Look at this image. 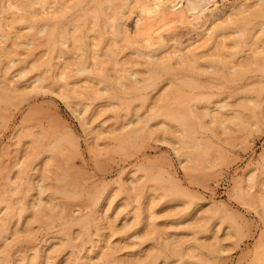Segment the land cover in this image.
<instances>
[{"label":"rangeland","instance_id":"obj_1","mask_svg":"<svg viewBox=\"0 0 264 264\" xmlns=\"http://www.w3.org/2000/svg\"><path fill=\"white\" fill-rule=\"evenodd\" d=\"M39 2L41 0H0V72L8 68L15 72L21 69L19 72L24 70L25 79L31 77L39 63L38 42L46 33L48 35L45 36H52L56 46L53 52L48 47L51 52L47 49L46 61L58 65L74 59V56L70 58L71 52L77 51L78 54L72 55H83V58L78 57L80 60L77 61L76 55L73 67L90 65L91 68L94 59H107L103 55L92 57V49L101 47H91L92 40L96 41L102 35L103 48L109 46L104 49H110L106 53L124 46L126 40L135 45L134 42L142 39V35L150 36L153 30L144 34L146 21L157 16L159 10L158 0ZM195 2V11L188 15L189 18L170 19V22L163 20L167 24L151 20L160 26L155 27L158 31L154 30L153 36L155 33L166 34L167 42L179 29L180 35L177 32V36L181 38L175 36L177 39L167 42L166 50L159 54H166V64H160L164 65L162 69L157 66L156 69L151 68L156 72L148 69L150 73H142V65H134L140 73L136 76L145 79L139 83L146 86L143 89L147 93L146 97L143 96L145 99L137 96L125 98L128 101L123 99V102L117 98L107 101L108 98L104 97H76L71 93L74 89L91 84L89 78L85 79V71L69 78V81H74L71 86L78 80L76 85L79 86H73V91L70 85H67L69 89L63 86L66 91L61 90L62 86L58 90V86L53 84L55 91L49 89L51 85L41 87L38 83L32 90L30 86L24 88L30 90L29 94L23 92V88L18 94L5 89L6 92H0V97L7 98L8 92L10 97L1 102L8 109L3 108L4 113H0V175H3L0 176V185L7 179L3 182L4 187L9 189L18 185L20 191L14 190L16 194L11 191L13 196L8 193L4 196L0 191V211L4 210L3 206L5 209L8 207V204L5 207L6 203H9L8 209L12 207V211L6 209L0 215V264H166L167 248L175 250L180 247L184 250L187 264H196L210 253V249L218 252L212 264H225L226 261V264H231L229 260L238 261V264L262 263L264 0ZM134 20L139 24H134ZM117 23L122 26L120 30ZM43 25H46L44 29ZM88 27L92 30L89 31ZM130 51V48L124 49L125 54H130ZM117 55L116 59L124 58L120 53ZM167 55L171 56L167 58ZM89 57L93 59L89 60ZM112 62L110 66L106 63L105 66L111 70L107 69L106 73H122L120 68L125 67H121L124 62ZM67 74L72 73L67 70ZM47 87L51 91L45 93ZM43 90L44 93L41 92ZM68 90L73 95L63 96V92L65 95ZM26 95L33 98L27 100ZM116 112L121 114L118 115L121 126L124 122L132 125L122 126L121 134L114 132L121 135L119 138L114 133L111 136L119 143L126 132L130 142L124 144L123 149L119 147L111 152L110 148L107 149L108 144L111 143L113 150L118 144L113 138L108 144L104 143L107 147L102 148L106 147V151L98 148L93 156L91 151L95 147L92 149L91 145L96 142L91 141L92 129L103 120H114ZM128 119L132 122L128 123ZM14 124H17L18 137L22 135V141H18L20 137L15 140L7 137L9 130L6 128ZM25 136L32 141L24 139ZM123 140L127 143L122 139L118 146H123ZM16 157L22 162L15 167L22 171L17 175L21 174L23 178L16 175L15 179V168H12L13 172L11 169L9 178H5L3 164L7 166L8 158L16 161ZM125 185L127 190L123 189ZM25 187L30 189L24 194ZM14 197L18 204L13 201Z\"/></svg>","mask_w":264,"mask_h":264},{"label":"bare ground","instance_id":"obj_2","mask_svg":"<svg viewBox=\"0 0 264 264\" xmlns=\"http://www.w3.org/2000/svg\"><path fill=\"white\" fill-rule=\"evenodd\" d=\"M43 1H45V0H43ZM200 1V0H199ZM158 2H159V4H158ZM158 2H157V4L156 5H158V7H159V10L156 12V14H157V16H155V15H153V16H155L154 18L152 17V19H153V21L155 22V21H158V22H161L162 21V23L164 22L163 20H165V21H168V22H170L171 20L170 19H180V20H184L186 17H188V15H192L193 13H194V11H195V4H196V2H195V0H158ZM181 2H183V4H181ZM39 3H42V0H41V2H39ZM46 4H47V2H46ZM50 4V3H49ZM42 5V4H41ZM78 5V4H77ZM46 6V5H45ZM47 6H49V5H47ZM53 7V6H52ZM148 7V6H147ZM48 8V7H47ZM70 8V7H69ZM151 8V7H150ZM150 8H147V9H150ZM42 9H43V7H42ZM42 9H40V11L42 10ZM46 9V8H45ZM52 9V8H51ZM156 9H158V8H156ZM44 10V9H43ZM55 10H56V8H55ZM50 11V10H49ZM54 10H52L51 12H53ZM153 12V11H152ZM42 13V12H41ZM41 13H39V15L41 14ZM54 13V12H53ZM150 13H151V11H150ZM44 14H46L45 12H44ZM153 14V13H152ZM152 14H150L151 16H152ZM75 15V14H74ZM122 15V14H121ZM124 15V14H123ZM119 16V15H118ZM44 17V16H43ZM123 17V16H122ZM157 17V18H156ZM39 18H41V17H39ZM73 18V17H72ZM78 18V17H77ZM79 18H81L80 17V15H79ZM118 18V17H117ZM156 18V19H155ZM189 18V17H188ZM46 19V18H45ZM71 19V18H70ZM75 19V18H74ZM109 19V18H108ZM123 19V18H122ZM136 19H137V17H136ZM139 19V18H138ZM137 19V20H138ZM151 18H150V20H148V22L146 21V24H147V27L148 26H150V27H152V28H154V29H152V28H150V27H148V28H150V30H148V28L146 27V32H144V34L145 33H147V31H151V30H156V29H158L160 26H157V25H159V24H157L156 25V23H155V25L153 24L154 22L153 21H151L152 20ZM155 19V20H154ZM167 19V20H166ZM111 20V19H110ZM110 20H109V22H110ZM119 20V19H118ZM124 20V19H123ZM137 20L135 21H133V23L134 22H136V23H134V24H139L140 23V21L141 20H138L139 21V23H137ZM149 21H151V23H149ZM76 22H77V20H76ZM98 22V21H97ZM108 22V23H109ZM117 22H119V21H117ZM167 22V23H168ZM72 23V22H71ZM74 23V22H73ZM106 23V22H105ZM114 23V22H113ZM162 23H160V25L162 24ZM164 23H166V22H164ZM166 23V24H167ZM40 24V23H39ZM77 24V23H76ZM102 24V23H101ZM107 24V23H106ZM111 24V23H110ZM118 24V29L120 28V27H122V26H120L119 27V25H121L122 24V22H121V24H119V23H117ZM151 24H153V25H151ZM124 25V24H123ZM260 25H262V24H260ZM44 26H46V25H43V29H44ZM54 26V25H53ZM64 26V25H63ZM71 26V25H70ZM74 26V25H73ZM72 26V27H73ZM99 26V25H98ZM105 26V25H104ZM111 26H113V25H111ZM115 26H117V25H115ZM132 26H134V25H132ZM41 27V26H40ZM65 27H67V26H65ZM77 27V26H76ZM76 27H73V28H76ZM78 27H80V26H78ZM87 27V26H86ZM93 27V26H92ZM106 28H107V26H105ZM155 27H158V28H155ZM161 27H163V26H161ZM53 28V27H52ZM89 28V27H88ZM105 28V29H106ZM109 28H110V26H109ZM112 28V27H111ZM51 29V28H50ZM54 29V28H53ZM64 28H62V30H63ZM95 29V28H94ZM122 29V28H121ZM134 29V28H133ZM139 29V28H138ZM42 30V29H41ZM92 30V29H91ZM90 30V28H89V31H91ZM96 30H97V28H96ZM99 30V29H98ZM115 30V29H114ZM114 30H113V32H114ZM120 30V29H119ZM123 30V29H122ZM121 30V31H122ZM126 30V29H125ZM128 30V29H127ZM135 30H137V29H135ZM143 31H144V29H142ZM179 30V29H178ZM177 30V32H178V34L180 33V30L178 31ZM80 31V30H79ZM85 31V30H84ZM110 31H112L111 29H110ZM153 31H151V33H150V36L148 35L147 37L145 36V37H143L144 35H142L141 37H142V39H140L138 42H134V44L135 45H132L133 44V42L132 43H129V41L127 42V40H126V46L124 45H122V43H121V45H122V47H119L118 45V49L116 50V49H114V47H110V48H112V50L114 49L115 51L113 52V51H111L110 53L112 54H110V53H108V51H107V53H106V50H109L110 51V49H104V48H109V46H107V47H104L103 48V44L104 43H102L103 41V39L104 38H102V35H99L98 36V41L96 40V41H94V40H92L91 42H90V45H91V47H95V46H97L98 47V45H100L101 47L99 48V49H97V48H94V49H97V50H94L93 51V49H92V52H93V55H92V53L91 54H89V55H92V57L94 56V55H96L95 57H98V56H102L103 58L104 57H107V59L108 58H110V57H112V59L110 58L109 60L112 62V63H114V64H116V63H122L121 61H123L124 63L121 65V67L123 66V65H125V67L123 66L122 67V70H121V68H120V71L122 72V73H120V74H116L115 72H113V70H112V72L113 73H115V74H110V73H106V71H107V69H109V67L107 68L106 66H108L111 62H109V60H107V59H104V60H100V61H97V59H94L92 62V64H91V68H90V65H86V67H84L83 68V66L80 68V67H73V65L74 64H76L75 62H76V59H75V56L78 54L77 53V51H75L77 54L76 55H72V54H74L73 52H71L72 54L69 56L70 58H72V56H74V59H67L66 61H64L63 63H59V62H57V63H59L58 65L56 64V62H53V64H52V62L50 63L48 60V62L50 63V64H52V66L49 64V66H48V63H47V61H46V52H47V49H48V47H50V49L52 50V52H53V50H54V48L56 47L54 44H55V42H54V39L53 38H51V37H47V36H45V35H48V33H46L44 36H41L40 38V40H39V42H38V45H39V57H38V59H37V61L39 60V63H38V66H37V64H36V72L31 76V77H28V74H27V77L28 78H24L25 76H26V74H23V73H25L24 72V70H22V71H20L19 72V70H21V69H17L16 70V72H15V70L14 71H12L13 69L12 68H8V70L7 71H3L2 72V70H1V72H0V87H2L1 89H3V90H0V92H3L4 91V89L6 90V91H10L11 93L13 92V93H15V94H18V93H21V92H19L22 88V90H23V92L25 91L27 94H29L28 93V90L30 89V90H32L33 89V87H34V84H40L41 85V87H46L47 85H51L50 86V88L49 89H54V87H52V85L53 84H55L56 86H58L57 88H59L58 90H60V87L62 88L61 90H63L64 89V87L63 86H65V88H68L69 89V87H67V85L69 86L70 85V90H71V88L74 86V88H75V86H77L76 85V83H77V81L78 80H76V78H75V80H76V82H75V84H72L73 86H71V82L73 83L74 81H69L70 79V77H71V75L72 76H75V75H73V74H76V73H82L83 71H85L86 72V76H85V79H87V78H89V80L88 81H90L91 82V84H87L86 86L87 87H84V88H82V89H74V88H72V91H73V89H74V91L73 92H71V93H73L74 94V96H76V97H82V98H90V97H95V98H101V97H104V98H108L107 99V101L110 99V98H117V99H121V101L124 99L125 100V98H130L131 99V97H137V96H139L141 99H142V97L144 96V97H146V95H147V93H146V91H143V89H145L146 88V86L145 85H139V83L140 82H144L145 81V79H144V77H138V76H136V75H139L140 73H139V70L138 69H134V65H137L136 67H138V65L139 66H141L142 65V67H143V69L141 70L142 71V73L143 72H148V73H150L151 71H157V70H153L154 69V67H155V69H156V67L158 66V67H161V69L164 67V65L163 66H161L162 65V63L164 64L165 62H166V58H165V55L166 54H164V56H162L163 54H161V56H159V54L163 51V53H164V50H166V46H168L169 44L167 43V42H169V41H172L174 38H176L177 39V37H179V36H177L178 34H177V32H176V34L174 35V38L173 39H171V40H168L167 42H166V34L164 35V33H163V35L164 36H162V33H155V36H153L154 34V32ZM158 30H156L155 32H157ZM176 31V30H175ZM45 32V31H44ZM50 32V31H49ZM53 32V31H52ZM62 32V31H61ZM71 32V31H70ZM77 32V31H76ZM86 32V31H85ZM112 32V33H113ZM148 32V33H149ZM172 32V34H173V32L174 31H171ZM81 33V32H80ZM84 33V32H83ZM88 33V32H87ZM111 33V32H110ZM115 33V32H114ZM122 33H123V31H122ZM134 33H136V32H134ZM138 33V32H137ZM147 33V34H148ZM40 34H42V33H40ZM52 34V33H51ZM60 34V33H59ZM61 34H63V33H61ZM65 34V33H64ZM69 34V33H68ZM72 34V33H71ZM74 34V33H73ZM89 34V33H88ZM98 34H101L100 32L98 33ZM97 34V35H98ZM133 34V33H132ZM146 34V35H147ZM156 34H161V35H157L156 36ZM168 35H169V33H167ZM79 35V34H78ZM122 35V34H121ZM171 35V34H170ZM180 35V34H179ZM50 36V35H49ZM74 36V35H73ZM76 36V35H75ZM104 36H106V35H104ZM125 36V35H124ZM175 36H177V37H175ZM70 38H74V37H70ZM85 38V37H84ZM91 38V37H90ZM94 38H96V37H94ZM112 38H114V36L112 37ZM127 37L125 36V39H126ZM131 38V37H130ZM168 38V37H167ZM179 38H181V37H179ZM178 38V39H179ZM39 39V38H38ZM60 39H61V37H60ZM93 39V38H92ZM67 40V39H66ZM77 40V39H76ZM75 40V41H76ZM108 40V39H107ZM181 40V39H180ZM61 41H62V39H61ZM68 41V40H67ZM79 41V40H78ZM94 41V42H93ZM115 41V40H114ZM174 41V40H173ZM85 42V41H84ZM113 42V41H112ZM117 42V41H116ZM119 42V41H118ZM122 42H124V41H122ZM59 43V42H58ZM77 43V42H76ZM86 43V42H85ZM129 43V44H128ZM167 43V44H166ZM173 43V42H172ZM178 43H179V41H178ZM60 44V43H59ZM62 44H64V43H62ZM108 44V43H107ZM116 44V43H115ZM120 44V43H119ZM49 45V46H48ZM88 44H86L85 46H87ZM93 45V46H92ZM106 45V44H105ZM113 45V44H112ZM62 46V45H61ZM66 46V45H65ZM70 46V45H69ZM78 46V45H77ZM76 46V47H77ZM84 46V47H85ZM58 47V46H57ZM74 47H75V45H74ZM88 47H89V45H88ZM116 47V46H115ZM69 48V47H68ZM79 48V47H78ZM102 48H103V50H102ZM128 48H130L131 49V51H130V54H125V52H124V49L126 50V49H128ZM49 50V49H48ZM51 50H49L50 52H51ZM60 50H61V48H60ZM72 50H74V48H72ZM72 50H70V51H72ZM90 50V49H89ZM88 50V51H89ZM123 50V51H122ZM183 50V49H182ZM48 51V52H49ZM55 51V50H54ZM68 51V50H67ZM86 51V50H85ZM104 52V54H103V52ZM118 51V52H117ZM169 51V50H168ZM59 52V51H58ZM61 52V51H60ZM65 52V51H64ZM116 52H117V54H122L121 56H123L124 58H120V59H116V57H115V55H117L116 54ZM166 52V51H165ZM177 52H178V50H177ZM85 53V52H84ZM105 53H106V56H105ZM171 53V52H170ZM175 53V52H174ZM181 53V52H180ZM48 54V53H47ZM50 54H52V53H50ZM58 54V53H57ZM59 54H62V53H59ZM80 54H81V52H80ZM108 54V55H107ZM179 54V53H178ZM85 55H87V53L85 54ZM109 55H111V56H109ZM173 55V54H172ZM38 56V55H37ZM52 56V55H51ZM65 56V55H64ZM83 56V55H82ZM81 56V57H82ZM109 56V57H108ZM118 56V55H117ZM168 56H171V55H167V58H168ZM177 56V55H176ZM49 57H50V55H49ZM56 57V56H55ZM78 57L79 58H81L80 57V55L78 56H76V58H77V61H79L78 60ZM92 57H89V60H91L90 58H92ZM115 59H114V58ZM54 58V57H53ZM62 58V57H61ZM68 58V57H67ZM83 58V57H82ZM82 58H81V60H82ZM87 58H88V56H87ZM128 60H127V59ZM171 58H174V57H171ZM86 59V58H85ZM93 59V58H92ZM174 59H177V58H174ZM179 59V58H178ZM52 60V59H51ZM105 60H107V61H105ZM126 61V63L127 64H125V61ZM59 61H60V59H59ZM68 61V62H67ZM173 61H175V60H173ZM177 61V60H176ZM109 62V63H108ZM116 62V63H115ZM169 62H171V60L170 61H167V63H169ZM179 62V61H178ZM47 63V64H46ZM54 63L57 65V66H55L54 65ZM78 63H80V62H78ZM77 63V64H78ZM85 63H86V60H85ZM88 63V62H87ZM106 63H107V65H106ZM173 64H174V62H172ZM90 64V63H89ZM113 64V65H114ZM161 64V65H160ZM166 64V63H165ZM178 64V63H177ZM180 64V63H179ZM54 65V66H53ZM106 65V66H105ZM111 65V64H110ZM109 65V66H110ZM115 66H117V65H115ZM167 66V65H166ZM165 66V67H166ZM169 66V65H168ZM176 66V65H175ZM153 67V69L151 70V68ZM113 68H114V66H113ZM171 68V67H170ZM169 68V69H170ZM175 68V67H174ZM9 69L11 70V71H9ZM148 69H150V70H148ZM67 70H69V72H71L72 74H67ZM110 70V69H109ZM138 70V71H137ZM164 70V69H163ZM166 70V69H165ZM19 73H18V72ZM111 71V70H110ZM119 71V70H118ZM140 71V72H141ZM150 71V72H149ZM1 73H2V75H1ZM119 73V72H118ZM139 73V74H138ZM141 73V74H142ZM145 74V73H144ZM153 74V73H152ZM19 75L21 76V77H23L24 75V80H21V79H19L20 77H19ZM30 75V74H29ZM148 75H150V74H148ZM2 76V77H1ZM80 76H82V75H80ZM147 76V75H146ZM152 76H154V74L152 75ZM151 76V77H152ZM158 76V75H157ZM19 77V78H18ZM76 77V76H75ZM22 78V79H23ZM61 78L63 79L64 78V80H61ZM84 78V77H83ZM83 78L82 79H80L81 81L83 80ZM150 78V77H149ZM149 78L148 79H146L147 81L146 82H148V80H149ZM78 79V78H77ZM84 79V80H85ZM158 79H160V78H158ZM144 80V81H143ZM85 81H87V80H85ZM151 82H153V84H156V83H154V81H151ZM150 82V83H151ZM84 83V82H83ZM103 83H105L106 85L104 86V84ZM150 83H148L149 85H150ZM79 84H82L81 82H79ZM103 84V85H102ZM141 84V83H140ZM152 84V83H151ZM153 84L152 85H150V86H153ZM97 85H102L101 87L100 86H97ZM27 86V88H28V86H30L29 87V89H25L24 90V88ZM79 86V85H78ZM145 86V87H144ZM163 86V85H162ZM21 88V89H20ZM56 88V87H55ZM79 88V87H78ZM111 88V89H110ZM148 88V87H147ZM19 89V90H18ZM45 89V88H44ZM51 89V90H52ZM160 89V88H159ZM18 92H17V91ZM27 90V91H26ZM29 90V91H30ZM34 90H35V92H36V89L34 88ZM45 90H46V92H45ZM45 90H43V91H41V92H45V93H48V92H50L49 90H48V87H47V89H45ZM47 90H48V92H47ZM55 91H56V89H54ZM54 90L52 91V93L54 92ZM64 90H66V89H64ZM6 91H4V92H6ZM16 91V92H15ZM67 91V90H66ZM66 91H65V93H66ZM3 92V93H4ZM69 92V90H68V92L64 95V92H63V96H68V94L70 93ZM168 92V91H167ZM9 93V92H8ZM8 93L6 94L7 95V98H2V97H0V113L3 111V110H1V109H3L5 106L4 105H2L1 104V102H2V100L4 99V101H7L8 100ZM12 93V94H13ZM25 93V94H26ZM37 93V92H36ZM36 93H34V94H36ZM40 93V92H39ZM38 93V94H39ZM70 93V94H71ZM155 93V92H154ZM1 94V93H0ZM69 94V97L70 96H72V95H70ZM43 95V94H42ZM149 95V94H148ZM10 96H12V95H10ZM19 96V95H18ZM18 96H16V97H18ZM21 96V95H20ZM142 96V97H141ZM151 96V95H150ZM167 97H168V95H166ZM173 96V95H172ZM15 97V95H13V97L12 98H14ZM69 97H67V98H69ZM143 97V99H145ZM148 97V96H147ZM155 97V96H154ZM160 97H161V95H160ZM166 97V98H167ZM10 98V97H9ZM21 99L23 98L22 96L20 97ZM26 98H27V95H26ZM26 98L24 99L25 101H26ZM30 98V97H29ZM29 98H27V100L29 99ZM31 98H33V97H31ZM30 98V99H31ZM140 98H138V99H140ZM153 98V97H152ZM151 98V99H152ZM66 99V98H65ZM79 99V98H78ZM94 99V98H93ZM160 99V98H159ZM14 100V99H13ZM111 101H112V99H110ZM124 100H123V102H124ZM163 100H165V99H163ZM10 101V100H9ZM8 101V102H9ZM31 101V100H30ZM104 101H106V99L104 100ZM115 101V100H114ZM125 101H128V99H126ZM136 101V100H135ZM144 100H142V102H143ZM20 102V101H19ZM27 102V101H26ZM33 102V101H32ZM31 102V103H32ZM35 102V101H34ZM15 103V102H14ZM22 102H20V104H21ZM125 103H127V102H125ZM19 104V103H18ZM27 104V103H26ZM34 104V103H33ZM33 104H31V107L33 108ZM112 104V103H111ZM124 104V103H123ZM15 106H17V105H15ZM28 106V105H27ZM28 107H30V105L28 106ZM31 107L30 108H28V109H31ZM132 107V106H131ZM17 108V107H16ZM15 108V109H16ZM34 108H35V106H34ZM110 108V107H109ZM5 109V108H4ZM6 109H8V108H6ZM5 109V110H6ZM7 111V110H6ZM18 111V110H17ZM27 112H29V111H27ZM135 112V111H134ZM2 113H4V112H2ZM123 113V112H122ZM124 113H125V111H124ZM127 113V112H126ZM130 114V113H129ZM12 115V114H11ZM121 115V114H118L117 112H116V114L114 115L115 116V119L114 120H112L111 119V121H109V122H107L106 120H103V121H101V122H99L98 124H97V128H93V129H95V130H93L92 129V131H91V134H92V137H91V141L92 142H96V144H97V146H94V145H96V144H94V143H92V142H90V143H92V145L91 144H89V145H91V147H92V149L94 148L95 150H93V151H91V154H93V152H97V150L96 149H101L103 146H106L107 147V145H105L104 143H109V141L112 139L113 140V138L115 139V137H112L111 136V134H113L114 132H116L117 133V131H118V134H121V132L119 133V131H121V129H122V126H123V128H125V126H130V124L132 125V123H130V122H132V121H129V119H128V123H130L129 125H125V122H124V120H123V118L121 119V118H119V120H123V122H124V125H122L121 126V122L119 121L118 122V117ZM134 115V114H133ZM4 117V116H7V115H1V117ZM111 116V115H110ZM128 116V115H127ZM11 117V116H10ZM125 117H126V115H125ZM6 118V117H5ZM111 118V117H110ZM24 119V118H23ZM109 119V118H108ZM138 119H139V116H138ZM21 120H22V117H21ZM21 120H20V122H21ZM126 121V120H125ZM139 121V120H138ZM127 122V121H126ZM143 122V121H142ZM5 123H6V121H5ZM120 124V126L118 127V126H116L117 124ZM128 123H126V124H128ZM141 123V122H140ZM123 124V123H122ZM134 124V126H135V122L133 123ZM17 125V124H16ZM16 125L14 124V126H12V127H7L6 129L7 130H9L8 132H9V135L7 136L9 139H14L15 140V138H19L20 137V139H21V136H19L18 137V133H20V132H18V130H17V128H16ZM19 126H20V123H19V125H18V129H19ZM141 127H142V124H141ZM119 128V129H118ZM132 128H135V127H133L132 126ZM136 128H137V126H136ZM140 128V127H139ZM6 131V130H5ZM126 131V130H125ZM125 131H123V132H125ZM142 132V131H141ZM116 133H114L115 134V136H117L116 135ZM23 134V133H22ZM20 135V134H19ZM26 135V134H25ZM124 135H125V138H121L120 140L122 141V139H126L127 140V136H126V132L124 133ZM129 137H130V134H127ZM17 136V137H16ZM27 136H30V135H27ZM119 136H121V135H119ZM119 136H117L116 138H119ZM134 136V135H133ZM132 136V137H133ZM26 137V136H25ZM7 138V139H8ZM24 138V137H23ZM29 138V137H28ZM27 137L26 138H24V139H28ZM23 139V140H24ZM13 140V141H14ZM28 140H31V139H28ZM116 140V141H115ZM114 140V142H117L118 143V139H115ZM12 141V140H11ZM18 141H22V139L21 140H19L18 139ZM25 141V140H24ZM23 141V142H24ZM32 141V140H31ZM30 141V142H31ZM121 141H119V143L121 144ZM124 142H122V144H123V146H118V144H116V148H114V150L111 148V143H109L108 145V147H107V149H111V152L112 151H116L117 150V148H119V147H121V149H123V147L125 146L124 144H128L130 141H129V138H128V140H127V143L125 142V140H123ZM129 141V142H128ZM29 142V143H30ZM14 143H16L15 141H14ZM17 143H20V142H17ZM16 143V144H17ZM27 144V143H26ZM113 145V144H112ZM29 146V145H28ZM27 146V147H28ZM113 146H115V144L113 145ZM118 146V147H117ZM31 147H32V145H31ZM30 147V148H31ZM106 147H104V148H102V150L104 149V151H106ZM28 149L29 151H31L32 149ZM89 148V147H88ZM22 149H23V147H22ZM98 149V150H99ZM16 150H18V148L16 149ZM15 150V151H16ZM20 150H21V148H20ZM91 150V149H90ZM101 150V151H102ZM33 151V150H32ZM35 151H39V149L38 150H36L35 149ZM101 151H99V152H101ZM18 152V151H17ZM98 152V156L100 157V154L101 153H99ZM103 152V151H102ZM20 153V152H19ZM27 153V152H26ZM33 153V152H32ZM38 153V152H37ZM40 153V152H39ZM104 153V152H103ZM107 153V152H106ZM109 153H110V151H109ZM15 154H17V153H15ZM96 154V153H95ZM95 154H93V156L95 155ZM105 154V153H104ZM104 154L103 155H101V156H104ZM108 154V153H107ZM33 155V157H34V155L35 154H32ZM106 155V154H105ZM9 156V155H8ZM11 157V156H10ZM19 157H21V156H19ZM23 157V156H22ZM21 157V158H22ZM44 157V156H43ZM98 157V158H99ZM17 158V157H16ZM16 158H15V160H16ZM29 158L31 159V155L29 156ZM35 158V157H34ZM42 158V157H41ZM47 158V157H46ZM51 158V157H50ZM5 159V158H4ZM13 159H14V157H13ZM12 158L11 159H9L8 158V160L5 162V163H7V166H6V164L4 165L3 164V172H4V177L5 178H9V174L11 175L12 174V172L14 171V169H12V168H15V167H17L18 165H21V163H20V159H18L17 158V160L16 161H14ZM94 159H96L97 160V158H96V156L94 157ZM10 160V161H9ZM11 160H13V162L11 161ZM26 160V159H25ZM32 160V159H31ZM4 161V160H3ZM47 161V160H46ZM59 161V160H58ZM2 163V162H1ZM20 163V164H19ZM25 163V162H24ZM42 163V162H41ZM44 163V162H43ZM47 163V162H46ZM45 163V164H46ZM49 163V162H48ZM52 163V162H51ZM50 163V164H51ZM27 164V163H26ZM40 164V163H39ZM44 164V165H45ZM49 164V165H50ZM25 165V164H24ZM29 164H27L26 166H28ZM37 165V164H36ZM53 165V164H52ZM6 168H5V167ZM25 166V167H26ZM35 167V166H34ZM39 167V166H38ZM50 167H51V165H50ZM41 168V167H40ZM53 168V167H52ZM2 169V168H1ZM11 169H12V172H11ZM17 171H18V169L17 168H15ZM20 169V168H19ZM34 169V168H33ZM44 169V168H43ZM6 170V171H5ZM22 170V169H21ZM24 170H25V168H24ZM42 169H40V171H41ZM49 170H51L52 171V169H49ZM17 171H15L16 173L13 175L14 177H16V175L17 174H19V172H20V170L17 172ZM35 171V170H34ZM39 171V170H38ZM3 172H2V174H3ZM11 172V173H10ZM22 172V171H21ZM20 172V173H21ZM24 172V171H23ZM29 172H30V170H29ZM105 172V171H104ZM30 174V173H29ZM27 176H29L28 174H26ZM1 176V175H0ZM3 176V175H2ZM1 176V177H2ZM17 176H20V177H22L23 178V176H21V174L20 175H17ZM31 176H32V173H31ZM19 177V178H20ZM12 180H13V178H11ZM16 180H17V177L15 178ZM26 179H28V178H26ZM35 179V178H34ZM5 181H7V179L5 180L4 179V183H5ZM29 181V180H28ZM31 181V180H30ZM2 182V181H1ZM1 183L2 184V186L4 187V183ZM125 183V182H124ZM4 184V185H3ZM28 184H29V182H28ZM32 184V183H31ZM38 187H40V183H37L36 184ZM1 186V185H0ZM1 186V189H0V191L3 193V195L4 194H6V193H8L9 195H14V194H16V191L19 189H17V186L18 185H16L14 188H13V186H12V188H10L9 187V189L8 188H6V187H2ZM7 186H9V185H7ZM30 186V185H29ZM28 186V187H29ZM31 187V186H30ZM26 188V187H25ZM41 188V187H40ZM126 189L127 190V188H126V185L123 187V189ZM7 189H8V192H7ZM17 189V190H16ZM28 189H30V188H26V190L24 189V191H23V193L24 192H26L27 193V191H28ZM42 189V188H41ZM14 190H16V191H14ZM14 193H12V192ZM19 191V190H18ZM20 192V191H19ZM2 193L0 194L1 196H2ZM12 193V194H11ZM25 194V193H24ZM97 194V193H96ZM29 195V194H28ZM0 196V197H1ZM5 196V195H4ZM11 196V197H12ZM26 196V195H25ZM9 197V196H8ZM10 197V198H11ZM16 197H18V196H16ZM16 197H14V200L13 201H16L15 199H16ZM97 197V196H96ZM13 199V198H12ZM18 199H19V197H18ZM18 199H17V204H18ZM20 199H22V197H20ZM94 199H95V197H94ZM7 200V199H6ZM97 200V199H96ZM6 202H8V201H5V203ZM14 204H15V202H13ZM7 204H8V207H6L7 206ZM13 204V205H14ZM16 204V205H17ZM21 204V203H20ZM94 204V203H93ZM15 205V206H16ZM36 205V204H35ZM18 206V205H17ZM21 205H19V207H20ZM5 207H6V209L7 210H9V211H12V207H11V210L10 209H8L9 208V203H6L5 204ZM19 207H16V208H19ZM46 207V206H45ZM44 207V208H45ZM50 207V206H49ZM32 208H34L33 206H32ZM35 208H37V207H35ZM3 209L5 210H2V211H0V215H1V212L3 213V211L4 212H6V209L4 208V206H3ZM8 213V212H7ZM1 218V217H0ZM213 231H214V229H213ZM226 231V230H225ZM192 232V231H191ZM190 232V233H191ZM192 234H194V233H192ZM192 234H190L191 236L190 237H192ZM195 236V235H194ZM193 236V238H195ZM215 236V235H214ZM213 236V237H214ZM188 237V236H187ZM187 237H185V238H187ZM182 239L184 238V237H181ZM192 238V239H193ZM176 240V239H175ZM181 240V239H180ZM195 240H196V238H195ZM171 241V240H170ZM177 241V240H176ZM196 241H198V240H196ZM200 241V240H199ZM204 241H205V239H204ZM168 244H169V242H167ZM179 243V242H178ZM166 244V243H165ZM172 244V243H171ZM182 243H180V245H181ZM201 244V243H200ZM179 245V244H178ZM172 246H173V244H172ZM177 246V245H176ZM175 246V247H176ZM169 247V246H168ZM174 248V247H173ZM177 248V247H176ZM188 248H190V247H188ZM187 248V249H188ZM194 248V247H193ZM210 248V247H209ZM212 248V247H211ZM172 249V248H171ZM171 249H169V248H167V250L169 251L168 253H169V255L167 256V263L166 264H187V262L188 261H185L184 259L186 258L184 255H185V253H184V250H183V248L182 247H180L179 249H175V250H171ZM208 249V248H207ZM220 249V248H219ZM212 250H214V248L212 249ZM222 250V249H221ZM206 251V250H205ZM223 252V251H222ZM213 253V254H212ZM218 253V252H217ZM217 253H215V252H211V249H210V253H208L207 255L205 254L202 258H201V260L200 261H197V263L196 264H198L199 262V264H212L215 260H216V258L218 257V256H216V254ZM187 255V254H186ZM263 255V254H262ZM262 255H261V257H262ZM174 256H176V257H174ZM200 256V255H199ZM185 257V258H184ZM188 257V256H187ZM201 257V256H200ZM224 259V258H223ZM227 259V258H226ZM264 259V258H263ZM261 260V264H264V260ZM214 260V261H213ZM221 261H222V259H221ZM230 261V263L231 264H238L237 262H232L231 260H229ZM228 261V262H229ZM259 261V260H258ZM227 262V261H226ZM226 262H224L225 264H226ZM259 263V262H258ZM190 264V263H189ZM193 264V263H192ZM228 264V263H227Z\"/></svg>","mask_w":264,"mask_h":264}]
</instances>
